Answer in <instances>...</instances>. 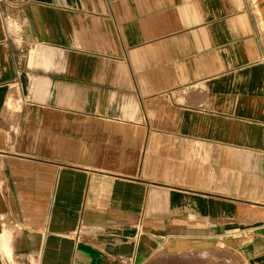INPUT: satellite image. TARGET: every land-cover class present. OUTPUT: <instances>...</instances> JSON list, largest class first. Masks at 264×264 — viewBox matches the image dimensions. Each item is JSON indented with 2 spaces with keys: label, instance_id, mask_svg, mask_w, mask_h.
Returning a JSON list of instances; mask_svg holds the SVG:
<instances>
[{
  "label": "crops",
  "instance_id": "crops-1",
  "mask_svg": "<svg viewBox=\"0 0 264 264\" xmlns=\"http://www.w3.org/2000/svg\"><path fill=\"white\" fill-rule=\"evenodd\" d=\"M264 264V0H0V264Z\"/></svg>",
  "mask_w": 264,
  "mask_h": 264
},
{
  "label": "rangeland",
  "instance_id": "rangeland-1",
  "mask_svg": "<svg viewBox=\"0 0 264 264\" xmlns=\"http://www.w3.org/2000/svg\"><path fill=\"white\" fill-rule=\"evenodd\" d=\"M195 257L159 254L149 260L146 264H190Z\"/></svg>",
  "mask_w": 264,
  "mask_h": 264
}]
</instances>
